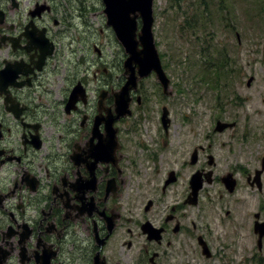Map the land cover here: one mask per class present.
I'll list each match as a JSON object with an SVG mask.
<instances>
[{"label":"flooded vegetation","instance_id":"af4514ba","mask_svg":"<svg viewBox=\"0 0 264 264\" xmlns=\"http://www.w3.org/2000/svg\"><path fill=\"white\" fill-rule=\"evenodd\" d=\"M54 2L0 0L3 264H75L77 255L82 264H201L223 257V240L211 219L219 210L226 229L234 222L235 207L244 204L236 197L242 188L239 178L245 177L250 191L263 193L264 173L259 190L256 172L263 169L264 154L259 167L245 173L228 144L215 141L235 129L217 132L219 121L231 124L218 117L208 127L206 145L196 144L195 138L192 145L170 148L172 158L159 159L155 152L152 162L160 168L129 160L121 125L132 122L131 133L139 132L132 107L145 106L148 97L139 83L130 94L131 117L109 125L110 115H116L115 93L126 83L124 71L117 83L105 79L93 90L89 76L73 78L58 92L61 122L56 92L47 87V70L58 51L53 34L60 20ZM73 92L75 103L67 112ZM45 94L47 110L37 101ZM167 108L166 139L175 122ZM45 119L53 126H46ZM183 120L189 122L187 116ZM194 176L203 180L196 195ZM229 178L235 183L232 192ZM256 214L261 221L262 211L253 214L254 223Z\"/></svg>","mask_w":264,"mask_h":264},{"label":"rangeland","instance_id":"374dc122","mask_svg":"<svg viewBox=\"0 0 264 264\" xmlns=\"http://www.w3.org/2000/svg\"><path fill=\"white\" fill-rule=\"evenodd\" d=\"M54 7L60 20L53 34L58 51L47 70V87L54 88L59 120L65 122L58 92L75 77L89 76L92 90L105 79L117 83L122 78L126 54L107 26L102 0H55ZM153 10L154 38L171 79L172 95L162 94L154 76L142 81V93L148 101L145 106L132 107L139 132L131 133L132 122L121 125L131 151L129 160L160 168L152 162L155 152L159 159L172 158L170 148L192 145L195 138L196 144L206 145L211 134L208 127L219 117L238 125L215 141L228 144L244 172L258 168L264 154V0H154ZM218 62L226 64L229 78L223 75L218 84L221 89L214 90L202 70ZM214 72L216 77L218 72L209 68L207 78ZM250 78L254 80L248 87ZM42 99L38 97L37 101L47 110L44 100H48V94ZM164 106L169 107L175 120L168 139L159 127ZM186 116L189 122L183 120ZM45 125L53 126L46 119ZM239 180L242 188L236 197L244 204L235 207L234 222L226 229L224 221L219 222V217L224 219V211L219 210L211 219L223 240V257L201 264H264V245L259 252L258 237L253 232V214L262 211L264 221V180L261 195L246 187L245 177ZM67 249L72 251L70 246ZM82 261L77 255L75 264Z\"/></svg>","mask_w":264,"mask_h":264},{"label":"water","instance_id":"95a60500","mask_svg":"<svg viewBox=\"0 0 264 264\" xmlns=\"http://www.w3.org/2000/svg\"><path fill=\"white\" fill-rule=\"evenodd\" d=\"M153 1L154 0H103L107 26L113 29L117 40L121 43L128 56L124 63V75L126 76L127 82L121 91L115 93L116 115H110V126H112L119 119L132 114L130 110L131 92L137 90L138 83L141 80L148 78L153 73L162 87L163 94L165 96L171 95V92L169 91L170 80L162 67L161 58L153 35ZM139 18H141L142 22L140 31L138 29ZM253 80V78L249 79L247 83L248 87L251 85ZM73 96L74 92L66 106L67 112H70L73 104L75 103ZM103 99L104 98L102 97V100ZM168 115L169 111L166 107H164L162 109L161 123L165 131L169 127ZM234 126V123L223 124L219 122L217 123L216 131L222 132L225 128H233ZM263 171L256 172V182L259 190H262L261 174ZM226 185L227 187H231V192L234 190L235 183H231L230 178L226 180ZM191 186L194 190V195H196L203 187V180H201L198 176H194L191 180ZM255 217L258 219L259 214ZM254 232L259 237L260 245L262 239L264 238V222H255ZM4 261L5 257H2V259H0V264H3ZM97 264L99 263L97 262Z\"/></svg>","mask_w":264,"mask_h":264},{"label":"trees","instance_id":"16d2710c","mask_svg":"<svg viewBox=\"0 0 264 264\" xmlns=\"http://www.w3.org/2000/svg\"><path fill=\"white\" fill-rule=\"evenodd\" d=\"M222 62H224V61H222ZM218 63L219 64H216V63H214V64H208L207 65L208 68L206 69V71L205 70H202V73L204 74V78L207 79V80H209L210 81L209 83H212V86L214 87L213 88L214 90L221 89V87L218 86V84H219V80L220 79H224L223 78V75L226 74L227 78H229L228 77L229 72L225 70L226 69V64L223 65L221 62H218ZM211 67H214L215 68V71H217L218 73H216V77H214L215 76V72H214L213 73V76H211V78L208 79L207 78V75L209 74L208 71H209V68H211ZM221 76H222V78H221Z\"/></svg>","mask_w":264,"mask_h":264}]
</instances>
